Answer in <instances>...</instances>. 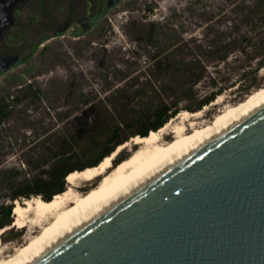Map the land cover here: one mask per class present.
I'll return each mask as SVG.
<instances>
[{
    "label": "rangeland",
    "instance_id": "1",
    "mask_svg": "<svg viewBox=\"0 0 264 264\" xmlns=\"http://www.w3.org/2000/svg\"><path fill=\"white\" fill-rule=\"evenodd\" d=\"M109 1L68 28L71 0L22 2L0 39V53L17 57L0 72V96L18 100L0 125V219L11 207L2 228L17 199L64 190L61 174L99 163L103 146L136 135L161 107L175 112L168 120L201 108L208 123L264 90V0ZM26 235L14 227L1 238L13 253Z\"/></svg>",
    "mask_w": 264,
    "mask_h": 264
},
{
    "label": "water",
    "instance_id": "2",
    "mask_svg": "<svg viewBox=\"0 0 264 264\" xmlns=\"http://www.w3.org/2000/svg\"><path fill=\"white\" fill-rule=\"evenodd\" d=\"M32 264H264V105Z\"/></svg>",
    "mask_w": 264,
    "mask_h": 264
},
{
    "label": "bare ground",
    "instance_id": "3",
    "mask_svg": "<svg viewBox=\"0 0 264 264\" xmlns=\"http://www.w3.org/2000/svg\"><path fill=\"white\" fill-rule=\"evenodd\" d=\"M220 102L221 97L213 103ZM263 105L264 90L238 108L227 106L214 122L208 123L201 120L203 110L183 109L160 128L150 130L147 135L136 134L120 143L96 165L71 171L66 178L67 187L51 199L39 195L25 198L23 202L17 199L14 223L0 228V264L34 263ZM118 153L128 156L115 163ZM14 227L27 228L28 235L26 242L10 253L11 246L3 245L1 235Z\"/></svg>",
    "mask_w": 264,
    "mask_h": 264
},
{
    "label": "trees",
    "instance_id": "4",
    "mask_svg": "<svg viewBox=\"0 0 264 264\" xmlns=\"http://www.w3.org/2000/svg\"><path fill=\"white\" fill-rule=\"evenodd\" d=\"M260 66H264V60L262 62H260ZM217 94H219V93L218 92H212L209 96H207L203 100H201L200 106L207 105L209 102L213 101L216 98ZM17 101L18 100H14V99L13 100H9L6 97L0 96V125L3 123L4 119L7 118L11 114V112L13 110V107H14L13 105ZM160 106H168V105L162 104ZM169 111H171L169 108L161 107L156 112V115H157L156 118L153 121H148V122L142 124L144 127H142V129L140 131L136 132V133L137 134H141V135H147L150 130L160 128L162 125H164L168 121V117L169 116H173V113H175V112H170V114H169ZM116 137H117L116 133L113 132L112 135L109 137V140L111 141V144L116 140ZM120 143H118V144H120ZM103 147H104V149H103V151H102V153L100 155V158L102 156L105 157L106 155L111 153L110 152L111 151L110 148H107L106 146H103ZM93 165H96V163L95 164H91V166H93ZM86 166H90V165H86ZM85 167H82L81 169H83ZM75 169H78V168H74V169L70 170L69 172H67L65 174H61V179L64 178V177L66 179L68 174L71 171L75 170ZM43 189H44L43 187L33 188L31 192L30 191L21 190L20 193L23 194V196L28 197L31 194L38 195V194L42 193L43 191H45V189L44 190ZM61 191H63V190H61ZM58 192H60V190L57 191V192H54L52 197ZM51 194L52 193H49V196L46 199H51L52 198ZM16 195H18V194H16ZM10 214H11V207H7L5 209V211H4V217L2 219H0V227H3L4 223L9 220Z\"/></svg>",
    "mask_w": 264,
    "mask_h": 264
},
{
    "label": "flooded vegetation",
    "instance_id": "5",
    "mask_svg": "<svg viewBox=\"0 0 264 264\" xmlns=\"http://www.w3.org/2000/svg\"><path fill=\"white\" fill-rule=\"evenodd\" d=\"M29 1H31V0H29ZM87 1H89L91 3V6H90L91 14L89 16H85V15L81 14V12H82V9L81 8L82 7H86L87 8V6L85 5L87 3ZM71 2H72V5H73L72 6L73 8L70 10V12H69V14H68V16H67V18L65 20V25L67 26V28L70 26V24H73V22H79L80 25H86V24L89 23V21L92 18H94V12H92L93 11V8H94V0H83V2H82V0H71ZM19 4H21V3H19ZM18 5L14 9V12L19 9ZM88 17L90 18L89 20H88ZM16 24H17L16 23V19L14 18V24H12L11 26H14ZM4 32H3V34H4ZM0 56H6V57H8L10 55L9 54H1L0 53Z\"/></svg>",
    "mask_w": 264,
    "mask_h": 264
}]
</instances>
